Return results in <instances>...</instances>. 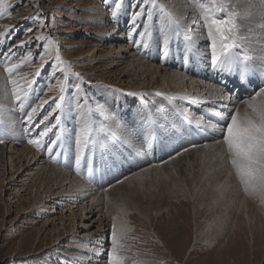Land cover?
I'll use <instances>...</instances> for the list:
<instances>
[{
	"label": "rangeland",
	"instance_id": "obj_1",
	"mask_svg": "<svg viewBox=\"0 0 264 264\" xmlns=\"http://www.w3.org/2000/svg\"><path fill=\"white\" fill-rule=\"evenodd\" d=\"M153 1L151 3L150 0H121L122 7L114 18L112 11L118 0H107V2L105 0H6L8 11L3 17H0V33H4L3 36H0V71L4 76V87H6L10 105L6 108V114L3 115L9 114L12 116L13 122L17 126L19 125L18 131L25 136L24 147L26 145L27 148L36 150L37 146L29 143V140L36 139L45 127L55 125L52 127V131L43 137V141L46 140L48 147L52 144L54 135L58 133L61 124L66 119L76 127L78 120H81L85 123L84 126L87 125L92 131L89 142L86 145H81L80 165L84 164L83 157L91 154L94 156V161L91 163L92 172H95L96 179L102 177V167H97L98 161L95 159H101L100 162L104 161L107 155L111 154L112 156L113 148L109 149L108 147L109 151H106L105 145L110 139L101 131L100 125L102 123L106 125L113 119L125 117L126 110L122 103L116 104L117 100L114 94L119 91H115L110 81L104 78L106 76L115 78L113 71L116 68L104 69V66L106 67L110 63L109 58L99 60L101 59L98 56L99 53L93 54L92 52L97 43L95 39L103 32V28L113 27L115 29L114 37L122 36L119 41L109 39L108 43L129 44L128 46L131 48L135 47V42L140 39L144 26L151 29L157 28L165 21L166 12L170 14L169 9L165 7L168 0ZM198 1L201 3L200 8L198 7L201 18L199 17L200 22L199 20L195 22H198L196 24H200V27H205L203 29L207 31L206 15L215 19H225L231 11L230 8H234L231 7L228 0ZM221 2L225 6L224 11L217 10V6ZM189 3L193 4L192 1ZM94 6L101 11L100 15L104 17L102 22H96L90 18L98 13H93L90 10ZM141 9H143V14L141 18L136 19L140 20L138 23L134 22L135 25L137 24L134 29L133 26L131 27L133 13L139 12ZM149 13H151V19H149ZM187 20L189 19L187 18ZM163 27H165L164 24ZM164 31L169 33L170 29L167 28ZM161 32L162 29L156 31L155 40L161 37ZM238 35L240 33L237 30ZM41 36L44 39H37ZM49 41L51 44L48 43ZM180 41L181 39H177L175 44L171 43L185 54L186 50L183 45H180L182 43ZM138 48L143 50L140 45ZM57 54L70 66L71 70L67 77L61 71L65 65L58 64L55 59ZM233 58L241 59V56L234 54ZM13 64L18 67L9 74L6 68ZM217 70L221 69L217 68ZM76 73L83 79L80 80L75 75ZM109 74L111 75L109 76ZM12 81H15V85ZM58 81L65 85L63 92L60 91ZM77 84L80 85L79 92L75 87ZM118 84L125 86L124 83ZM215 84L221 91L223 81L218 79ZM14 87L20 93L24 91L28 93L27 97L22 95L23 109L20 106L21 102L17 101L13 95ZM257 91L259 89L248 97L237 100L235 110L243 112L246 107L244 101L255 95ZM103 94L108 95H106L108 100L105 101ZM61 95L64 97L63 101L58 99ZM41 101H47V103L41 104ZM158 101L161 103L160 109L157 110H162L159 111L160 117L158 115L155 117V123L160 125L161 117L166 114V108L168 109L169 105L166 101H161L160 98ZM56 102L61 103L62 110L58 109L54 112ZM97 104L104 105V110L98 109ZM137 105L138 101L135 100V103L131 104L129 108L136 109ZM33 107H37V111L33 115L32 122L29 123L27 113ZM131 110L128 112V116L132 119L134 114L130 113ZM45 116H48L47 120H44ZM56 116H60L59 124H56ZM119 123L121 122L119 121ZM9 130H12L11 125ZM80 130L81 128L76 132L77 135ZM188 131L185 128L179 132L181 136L190 138V131ZM160 134L161 132H157V135L153 134V131L150 132L149 140L152 139L154 143L159 140L162 146H169ZM163 136L166 135L163 134ZM4 142L12 143L10 139H6ZM209 142L194 143L189 140L186 146L181 144L169 146L171 154L167 160L150 167H162L169 161L173 160L174 162L165 165L161 170L150 171L143 175L141 190L122 186L119 191L108 192V195L103 199L101 207L103 212H106L110 217L119 218L118 220L122 221L121 212H128V216L131 218L129 231L121 241L124 245L122 254L126 257L124 264H264V229H257L250 237L248 227L241 223V211L232 209L226 202H224L225 206L222 202H214V197L218 196L214 186L224 183L229 187L228 191L234 190L233 192L239 194V206L243 203L248 204V209L254 216L253 223L257 224L256 214L258 212L250 200L254 196H249L244 192L228 163V155L223 144V131L213 140V143L221 142V144L182 156L187 151L203 147ZM45 147L46 145L43 146V148ZM16 148L21 147L16 146ZM77 149L76 142L72 147V152L77 153ZM11 152L14 154L12 155V161H14L12 165L17 164L19 162L17 157L20 153L15 150ZM180 155L182 157L179 158ZM74 163L76 165V159ZM15 167V169L18 168L17 165ZM150 167L147 166L141 172L150 169ZM75 168L77 169V166ZM64 169L77 176V179L82 177L81 172L77 175V172L71 171L68 167ZM13 172L14 169L9 170V163L4 171L0 170V264H59V257H68V255L62 254L66 245L74 241V237L82 236L81 232L84 229L80 227L84 224L93 225L88 228L89 231H94L96 225L93 224V219L87 223L75 220L77 226L75 232L68 234L62 227L60 219L64 220L65 227H69L71 225L69 224V215H72V212L65 213L68 208H56V204H50V208L49 202L51 201L43 203L35 210L33 204L36 190L34 189L30 196L29 192H23L25 188H21L17 193L16 189H19L23 183L28 184L30 180L26 179V176L18 178L19 174ZM130 175V172L117 173L116 177H113L114 182L107 185V188L111 187L110 189H112ZM104 183L101 185H105ZM99 190L100 192L106 191L101 187ZM15 196L20 197V200L14 198ZM93 196L91 195L87 199H91ZM261 213H263L262 220L264 222V207L261 208ZM47 217L50 219L46 223L45 218ZM227 217H233L231 221L234 219L240 224L239 230L232 228V225L228 226V229L216 242L209 244L208 238L215 239V232L218 233L220 222L225 221ZM111 229L106 230L107 234L105 233L108 244L105 246L103 260L107 262L106 264H108V253L112 246ZM68 252L72 253V251Z\"/></svg>",
	"mask_w": 264,
	"mask_h": 264
},
{
	"label": "bare ground",
	"instance_id": "obj_2",
	"mask_svg": "<svg viewBox=\"0 0 264 264\" xmlns=\"http://www.w3.org/2000/svg\"><path fill=\"white\" fill-rule=\"evenodd\" d=\"M191 1L193 4L189 3ZM228 1L231 7H234L230 8L231 11H229L237 13L234 19L238 25V33H240L236 41L239 46L236 49H230V52L233 55L241 56V60L245 56L249 57L245 64L247 70L242 71L240 66H233L237 70V74L234 75L226 70L224 72L217 70V68L213 67L212 60H209L212 59L213 55L211 38L208 36V31L203 29L205 27L202 28L199 26L200 24H196L198 22H195L201 18L199 9L201 3L198 0H168L165 7L169 9L170 14L167 12L165 14L166 19L163 22L165 27H163V24L154 29L144 26L140 39L135 42L136 45L133 48L128 46L129 44L115 45L113 42L108 43L109 39L119 41L122 36L114 37L115 29L113 27L103 28V32L96 36L95 41L97 43L92 52L93 54L95 52L99 53L98 56L101 58L99 60L109 58L108 61L110 63L108 66H104V69L116 68L113 71L115 78L107 76L104 78L110 81L115 91H119V93L115 92L114 94L117 102L113 101L116 104L122 103L126 110L125 117L115 120L110 119L109 124L105 125V123H102L100 125L101 131L110 139L105 145L106 151L108 147L109 149L110 147L113 148V150L111 152L112 156L111 154L107 155L104 161L100 162L101 159H95L98 161L97 167L101 166L103 172L102 177L98 179H96L95 172L89 173L88 170L89 162L93 163L94 161V156L91 154L83 157L84 164L80 165L79 169L75 168L74 161L76 158L74 157L77 153L72 152V147L77 142L78 135L76 132L85 124L81 120H78V126L76 127V125L66 119L58 131L61 139L56 141V135H54L53 141H56L55 145L52 143L47 147L46 140L44 139L43 141L42 139L40 147H37L36 150L35 148L33 150L29 149L26 145L25 147L23 146L25 136L18 131L19 125L17 126L13 122L12 116L9 114L7 116L3 115L6 114V108L9 107L10 101L7 97L6 87H4V76L0 71V140L3 141L0 143V170L4 171L9 163V170L14 169L13 173H18V178L26 176V179L30 180L28 184L23 183L16 191L19 193L21 188H25L23 192H29L30 196L35 189L36 194L33 204L35 210L47 201L52 202H49L50 208L52 204H56V208H68L65 213L72 212V215H69V224L71 225L65 227L64 220L60 219L62 227L68 234L75 232L77 227L75 220L87 223L93 219V224L96 225L94 231H89L90 229L88 228L93 225L87 226V224H84L80 227L84 229L81 232L82 236L74 237L73 239L75 240L66 245L62 254L68 255V257H59V264L107 263L103 260L105 246L108 244L105 233L115 223L118 227L123 225L126 228V234L130 228L129 220L131 218L128 216V212H121L122 221L118 220L119 218L110 217L106 212H103L101 207L103 199L108 195V192L119 191L122 186L141 190L143 188V175L150 171L161 170L165 165L174 162L173 160L169 161L162 167H150L167 160L171 154L169 146L173 147L178 144L186 146L189 140L194 143L200 141L211 142L212 140V143L209 142L205 144L206 146L187 151L182 154L183 156L221 144V142L213 143V140L222 133L231 112L236 111L237 99L224 86H221V91L219 90V87L215 84L218 79L224 81L228 75L230 78L226 82L229 84L227 86L229 88L232 87V81H240L245 84L246 82L243 79L247 80V83H249L247 86L250 89L260 90L262 86L264 88V0ZM150 2L153 3L154 1L150 0ZM95 6L90 8V10L93 13H98L90 18H93L96 22H102L104 17L100 15L102 14L101 11ZM219 14L221 13L219 12ZM139 21L136 20L135 23ZM135 23L131 22V27L133 26L134 29L137 27ZM167 28L170 29L169 33L164 31ZM161 29V37L155 40L156 31H161ZM177 39H181L180 43H182L180 45L184 46L185 54L181 53L180 49L172 44H175ZM166 40L167 43H165ZM191 40H194V42H191ZM139 45L143 49L142 51L141 49L139 50ZM118 66L120 68H117ZM105 73H108V71H105ZM105 73H103L104 76ZM118 83H124L125 86L123 87ZM239 93L240 96H245L241 91ZM106 95H102L105 97V101L108 100V95ZM159 98L161 101H166L169 105L168 109L166 108V114L161 117L160 125L155 123V117L157 115L160 117L159 111H161L157 110L160 109L161 102L158 101ZM135 100L138 101V105L136 109L133 108L131 110L129 106L134 104ZM165 106L167 107L166 104ZM153 107L155 109H152ZM130 110V113L134 114L132 119L128 116ZM109 116L111 117V115ZM142 118L144 119L141 120ZM161 123L165 124L162 125ZM63 124L65 125L64 127ZM10 125L12 130H9ZM184 127L187 131H190V138L181 136L179 131L185 129ZM152 131L156 135L157 132H161L160 136L162 135L165 138L166 141H163L167 142L169 146H162L159 140H156L155 143L152 139L149 140V134ZM163 134L166 136H163ZM6 139H10L12 143L4 142ZM44 145H46V149L43 148ZM16 146L21 148L17 149ZM49 147H52V152L48 151ZM8 150H15L20 153L17 157L19 159L17 164L12 165V162H14L12 161V155L14 154ZM182 156L180 155L179 158ZM16 165L18 166L17 169H15ZM147 166L150 169L141 172ZM65 167L77 172V175L81 172L82 177L77 179V176L65 170ZM122 171L124 173L130 172L131 175L122 183L112 186V189H110L111 187L107 188V185L109 186V184L114 182L113 177H116V174ZM103 182H105V185H101ZM100 187L106 191L100 192ZM214 188L218 194L217 198L214 197V202H222L223 206H225L224 202H226L232 209L241 211V223L248 227L250 237L257 229H264L263 213H261V208L264 207V200L259 197H251L250 199L258 212L256 214L257 224H254V216L251 215L248 204L243 203L239 206L240 196L238 193L233 192L234 190L228 191L230 189L224 183L216 185ZM91 195L94 196L91 199H87ZM14 198L20 200V197L15 196ZM223 206L221 205V207ZM228 217L225 221L220 222L218 233L215 232V239L212 240V237L208 238L209 244L216 242L228 229V226L232 225V228L240 227V224L234 219L231 221L233 217ZM45 219L47 223L50 218L47 217ZM68 251H72V253Z\"/></svg>",
	"mask_w": 264,
	"mask_h": 264
},
{
	"label": "snow or ice",
	"instance_id": "obj_3",
	"mask_svg": "<svg viewBox=\"0 0 264 264\" xmlns=\"http://www.w3.org/2000/svg\"><path fill=\"white\" fill-rule=\"evenodd\" d=\"M107 2V0H105ZM122 7L121 0H118L115 4V8L112 11V16L115 18L118 11ZM218 11H224L225 6L221 2L217 6ZM6 0H0V17H3L7 13ZM210 11V10H209ZM143 14V9L139 12L133 13V22ZM237 13L229 12L225 19H215L210 15L205 16L208 36L212 41V65L214 68L230 71L233 66H240L242 71H246V61L249 57L245 56L242 60L239 58L234 59L233 54L229 51L239 45L237 41V29L238 25L235 23V16ZM149 19H151V13H149ZM4 33H0L3 36ZM37 39H44V37H37ZM51 44V41L48 42ZM167 43V40L165 41ZM47 51V48H46ZM43 59V57H41ZM56 61L60 65H65L61 71L67 77L70 72V66L61 59L59 54L55 57ZM18 67L13 64L11 67L6 68V71L11 74L13 70ZM38 74V73H37ZM80 80L79 74H75ZM15 85V81H12ZM60 85V91L63 92L65 85L63 82L58 81ZM30 86V85H29ZM77 91L80 90V85L76 86ZM27 91L20 93L15 87L13 88V95L17 101L21 102V108L23 109L24 102L22 95L27 97ZM59 101H63L64 97L61 95ZM47 103V101H41V104ZM246 107L243 112L236 110L228 118L223 131V144L225 146L228 163L238 179L239 183L243 187L244 192L249 196L259 197L264 200V88H261L244 101ZM97 108L104 110V105L97 104ZM62 110L60 102L55 103L53 111ZM162 110V109H161ZM37 107H33L30 112L27 113L28 122H32L34 113H36ZM51 115V113H49ZM107 118V117H105ZM48 116L44 117L47 120ZM56 124L60 123V116L55 117ZM43 123V121H41ZM52 127H45L38 135L36 139L29 140V143L40 147V141L43 137L47 136L52 131ZM92 129L85 125L81 128L80 133L77 136V154H76V166L79 169L82 158L81 145H86L90 140V134ZM60 140V134H56V141ZM56 141H53L55 145ZM3 141L0 140V143ZM94 143V141H93ZM52 147H49L48 151L52 152ZM179 154V153H178ZM89 173L92 172L91 162L88 164ZM111 234V249L108 253V264H124L126 257L122 254L124 245L121 243L126 228L121 225L117 226L115 223L112 226Z\"/></svg>",
	"mask_w": 264,
	"mask_h": 264
}]
</instances>
